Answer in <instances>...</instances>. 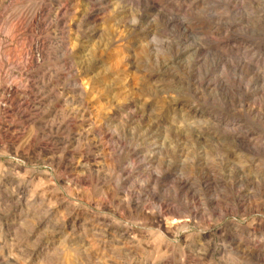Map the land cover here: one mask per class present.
<instances>
[{"label": "rangeland", "instance_id": "rangeland-1", "mask_svg": "<svg viewBox=\"0 0 264 264\" xmlns=\"http://www.w3.org/2000/svg\"><path fill=\"white\" fill-rule=\"evenodd\" d=\"M0 90V264H264V0H0Z\"/></svg>", "mask_w": 264, "mask_h": 264}, {"label": "bare ground", "instance_id": "bare-ground-1", "mask_svg": "<svg viewBox=\"0 0 264 264\" xmlns=\"http://www.w3.org/2000/svg\"><path fill=\"white\" fill-rule=\"evenodd\" d=\"M10 86H12V85H10ZM11 88L13 89V86H12ZM1 90H2V93H3L4 91L7 90V87H2ZM1 90H0V91H1ZM8 90H9V89H8ZM8 90H7V91H8Z\"/></svg>", "mask_w": 264, "mask_h": 264}]
</instances>
